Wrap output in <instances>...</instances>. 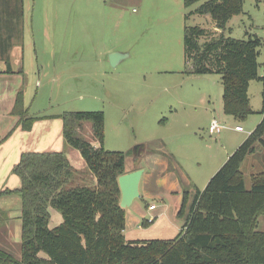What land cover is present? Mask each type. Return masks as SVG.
Masks as SVG:
<instances>
[{"label":"rangeland","instance_id":"374dc122","mask_svg":"<svg viewBox=\"0 0 264 264\" xmlns=\"http://www.w3.org/2000/svg\"><path fill=\"white\" fill-rule=\"evenodd\" d=\"M203 2L185 8L183 0H23V21L16 28L11 19L14 0H0V59H8L9 43L23 41L26 66L20 81L31 117H52L47 125L58 129L59 115L65 112L101 111L106 149L134 155L139 147H163L178 164L177 172L195 177L196 188L202 190L261 120L264 90L263 80L249 83L252 114L237 119L223 113L219 73H188L184 26L208 31L200 43L209 40L214 29L209 15L192 14L185 20ZM223 33L237 40L245 39L246 33L264 39V0H244L242 13L230 18ZM114 53L119 56L112 65ZM258 63V76L263 78V47ZM212 119L226 126L220 134L208 132ZM91 133V124L84 122L75 136L89 141ZM261 167L264 148L258 143L241 166L246 189L249 174L264 171ZM84 169L71 176L70 187L88 184L85 173L90 172ZM146 202L159 204L154 199ZM136 203L143 207L140 198ZM19 207V198L6 202L12 217ZM49 213L50 228L61 224L58 211L49 208ZM1 223L0 249L19 259L20 223L7 228L0 207ZM7 229L13 233L10 246L4 237Z\"/></svg>","mask_w":264,"mask_h":264},{"label":"trees","instance_id":"16d2710c","mask_svg":"<svg viewBox=\"0 0 264 264\" xmlns=\"http://www.w3.org/2000/svg\"><path fill=\"white\" fill-rule=\"evenodd\" d=\"M202 0H183L185 8ZM192 14L209 15L220 33L200 43L208 31L184 26V60L189 74L219 73L223 113L237 119L252 114L247 90L258 76L259 49L264 39L246 33L245 39L224 36L227 23L243 11L244 0H203ZM19 24L23 0H14ZM13 112L25 130L38 120L23 106L18 94ZM247 138L211 176L189 204L186 221L172 240L126 241L123 235L125 210L120 207L117 179L125 173L126 154L106 150L104 114L65 112L59 115L64 142L77 150L96 185L70 187L76 169L62 152L23 153L13 173L21 186L3 190L0 198H21L20 258L0 249V264H264V232L258 218L264 215V172L250 176L246 189L241 171L243 161L264 148V113ZM45 118V117H44ZM89 122L98 146L77 138L78 128ZM69 187V188H66ZM189 192L183 191L179 213L188 205ZM49 208L58 211L62 222L49 227Z\"/></svg>","mask_w":264,"mask_h":264},{"label":"crops","instance_id":"0c3cea01","mask_svg":"<svg viewBox=\"0 0 264 264\" xmlns=\"http://www.w3.org/2000/svg\"><path fill=\"white\" fill-rule=\"evenodd\" d=\"M13 10L15 9L11 10L13 17H10L13 21L12 26L17 28V26H20L19 17H17L18 13ZM23 16L24 8L22 10L21 24ZM14 22L17 23L14 24ZM213 26L214 29L212 32L219 33L220 31L215 28V23H213ZM9 45L10 47H8L7 50L9 60L0 59V61L3 62V66L0 68V185L2 186L0 187V192L3 190H15L20 188L21 181L19 177L13 173V168L18 164L23 153L66 151L65 153L67 154H65V156L74 169H76V171L85 172L84 166H86V164L80 153L75 149L76 153L72 150L67 151L68 149H65L66 145L63 138L62 122H60V128L57 129V125L53 128L47 125L48 120L52 117L40 116L28 130H25L23 124L20 123L19 116L13 112L15 101L19 93L23 95V106L28 111V107L25 104V92L22 89L23 84L22 81H20V76L25 72L26 64L23 55V41H12ZM89 142H91L94 147L98 146V143L94 142L93 137ZM103 147L105 148L104 142ZM135 152L134 155L126 154L125 156V173L138 169L143 171L139 183V198L144 204L143 207L138 203L134 205V200L128 208L124 209V238L126 241L130 242H144L153 239L172 240L180 233L185 224L189 204L194 196L192 191H202L204 188L202 190L196 188L197 180L195 177H191L182 172L178 173V164L174 163L173 159L171 160L170 157H168L167 153L163 151V147L155 145L154 148L150 149L143 146L139 147ZM245 160L243 162H245ZM197 164L199 165V163ZM261 172L264 171L249 174V181L251 175ZM85 174L89 177L88 184L85 186H95L96 178L91 173ZM3 187L4 189H2ZM184 190L189 192L188 205L183 213H179ZM2 198L4 203L0 204V207L6 215L7 223L5 226L10 228L13 223L15 227L19 222V233L21 234V198L18 195L3 196L0 200ZM12 198H15V200H18V198L20 199L19 212H16L15 217H12L9 209L6 208V202ZM147 199L158 201L159 204L155 205L154 210H149L148 207L152 203H147ZM151 217L154 218V221L149 224L147 220ZM261 220L263 223V230L260 231L264 232V215L258 218V229ZM10 223L11 225H8ZM0 226H2V223ZM14 233L16 232L14 231ZM4 234L9 246L14 243L12 241L13 233L10 230L7 229ZM135 237H137V239Z\"/></svg>","mask_w":264,"mask_h":264},{"label":"water","instance_id":"95a60500","mask_svg":"<svg viewBox=\"0 0 264 264\" xmlns=\"http://www.w3.org/2000/svg\"><path fill=\"white\" fill-rule=\"evenodd\" d=\"M118 54L110 55V62L112 65L116 64ZM143 171L141 169L124 173L119 176L117 179L118 187L120 190V202L119 205L121 208H128L132 202L140 197L139 193V183L141 180Z\"/></svg>","mask_w":264,"mask_h":264},{"label":"built area","instance_id":"2783aa9c","mask_svg":"<svg viewBox=\"0 0 264 264\" xmlns=\"http://www.w3.org/2000/svg\"><path fill=\"white\" fill-rule=\"evenodd\" d=\"M263 83H264V77H263ZM262 113H264V90H263ZM225 128L226 126L223 123L219 122L217 119H212L208 126V132L212 135L220 134ZM234 129L236 131H243V128L241 126H236ZM148 208L149 210H154L155 205L151 204ZM153 221H154V218L152 217L147 220L149 224L152 223Z\"/></svg>","mask_w":264,"mask_h":264},{"label":"bare ground","instance_id":"6f19581e","mask_svg":"<svg viewBox=\"0 0 264 264\" xmlns=\"http://www.w3.org/2000/svg\"><path fill=\"white\" fill-rule=\"evenodd\" d=\"M261 112H262V110H261Z\"/></svg>","mask_w":264,"mask_h":264}]
</instances>
